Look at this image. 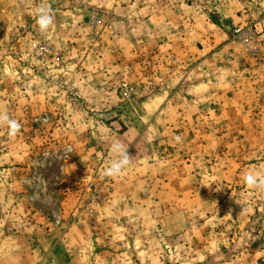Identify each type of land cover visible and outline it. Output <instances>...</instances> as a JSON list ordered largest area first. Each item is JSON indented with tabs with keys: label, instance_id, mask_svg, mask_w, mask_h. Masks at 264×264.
I'll return each instance as SVG.
<instances>
[{
	"label": "rangeland",
	"instance_id": "rangeland-1",
	"mask_svg": "<svg viewBox=\"0 0 264 264\" xmlns=\"http://www.w3.org/2000/svg\"><path fill=\"white\" fill-rule=\"evenodd\" d=\"M0 113V264H264V0H0Z\"/></svg>",
	"mask_w": 264,
	"mask_h": 264
},
{
	"label": "clouds",
	"instance_id": "clouds-1",
	"mask_svg": "<svg viewBox=\"0 0 264 264\" xmlns=\"http://www.w3.org/2000/svg\"><path fill=\"white\" fill-rule=\"evenodd\" d=\"M40 30L47 31L53 24V16L51 14L50 6H41L37 9V20ZM7 124L9 128V135L14 136L20 130V124L8 117L6 113H0V125ZM113 151L118 153L119 158L113 160L111 165L104 170L105 176H114L120 174L121 170L130 163V157L123 145L114 143ZM243 181L246 187L250 190H258L264 192V172L262 171H248L243 175Z\"/></svg>",
	"mask_w": 264,
	"mask_h": 264
},
{
	"label": "crops",
	"instance_id": "crops-1",
	"mask_svg": "<svg viewBox=\"0 0 264 264\" xmlns=\"http://www.w3.org/2000/svg\"><path fill=\"white\" fill-rule=\"evenodd\" d=\"M18 252V253H23L25 252L23 249H10L9 247V253H13V252ZM33 259V258H32ZM34 260V259H33ZM31 261L27 258V255H24V254H19V255H16V256H12L9 254V264H34L35 261Z\"/></svg>",
	"mask_w": 264,
	"mask_h": 264
}]
</instances>
